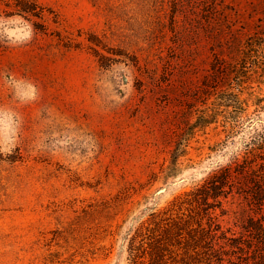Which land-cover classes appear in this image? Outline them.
Returning a JSON list of instances; mask_svg holds the SVG:
<instances>
[{
    "label": "rangeland",
    "instance_id": "rangeland-1",
    "mask_svg": "<svg viewBox=\"0 0 264 264\" xmlns=\"http://www.w3.org/2000/svg\"><path fill=\"white\" fill-rule=\"evenodd\" d=\"M263 31L264 0H0V264H134L154 221L205 240L195 264H259L264 202L239 193L264 190L258 163L225 197L200 194L264 126V103L232 133L224 107L189 126Z\"/></svg>",
    "mask_w": 264,
    "mask_h": 264
},
{
    "label": "trees",
    "instance_id": "trees-1",
    "mask_svg": "<svg viewBox=\"0 0 264 264\" xmlns=\"http://www.w3.org/2000/svg\"><path fill=\"white\" fill-rule=\"evenodd\" d=\"M217 71V78L219 76H224L225 78L223 85L219 88L216 84L211 92H206V98L211 100L214 109H210L205 104L204 109L199 110L197 113L194 123L189 126L192 131L195 127L204 128L216 122L218 109L224 107L229 109L233 120L231 122L225 121L223 126L225 130L227 129L229 133H232L238 125V117L247 110L244 106H249L250 103H253L256 106V111L259 108H263V95H255L252 92H248L249 96L242 98V94L247 88L246 85H249L255 79L259 84H264V31L258 32L247 39L241 55L235 63ZM216 83L218 82L216 81ZM245 114L247 113L245 112ZM246 147L248 148L243 155L234 157V165H230L209 177L208 185L206 183L202 187L203 193L200 194L202 195L201 197L206 198L205 200L209 197L213 199H218L220 196L225 197L227 190L232 189L229 179L234 174L246 172V168L250 167L249 164L251 163H258L257 168H261L263 172L261 176L256 174L258 173L257 171L252 173L254 178H264V126L253 129L250 141L247 142ZM177 155L179 154L174 151L173 158ZM239 193L244 195L253 205L260 206L264 202V190L255 184L249 190H242L240 187ZM153 224V227H145L147 233L142 234L140 230L133 238L131 254L134 264H195L192 261V257L198 252L199 248L203 247L202 245L205 241L200 235L195 234L196 231L191 228L189 230L180 228L179 224L176 223L168 225L167 223L154 221ZM137 238H140L139 245L136 244ZM145 239L147 242L144 241ZM200 239L203 242H199ZM253 239L258 244L264 245V228L262 226L256 227ZM175 250H181V255L183 256L180 259H176L173 256ZM259 261V264H264V256Z\"/></svg>",
    "mask_w": 264,
    "mask_h": 264
},
{
    "label": "clouds",
    "instance_id": "clouds-1",
    "mask_svg": "<svg viewBox=\"0 0 264 264\" xmlns=\"http://www.w3.org/2000/svg\"><path fill=\"white\" fill-rule=\"evenodd\" d=\"M26 28H27V31H24L22 33V36H23V38L30 40L31 39V35H32L31 25L30 24H26ZM5 151H7L9 155L11 154V150L10 149H5L4 147L0 146V153H3Z\"/></svg>",
    "mask_w": 264,
    "mask_h": 264
}]
</instances>
